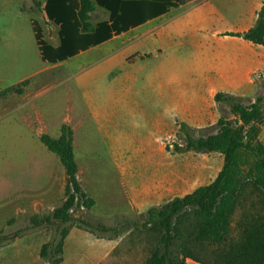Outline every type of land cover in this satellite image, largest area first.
Instances as JSON below:
<instances>
[{"label": "crops", "instance_id": "obj_1", "mask_svg": "<svg viewBox=\"0 0 264 264\" xmlns=\"http://www.w3.org/2000/svg\"><path fill=\"white\" fill-rule=\"evenodd\" d=\"M12 1L18 5L19 15H26L28 9L35 13L34 0L28 9L25 8L27 0ZM263 1L192 0L70 58L104 53V65L100 68L110 71L118 66L121 69L108 81L95 78L90 83L84 79L83 85L78 81L85 113L63 122L74 132L77 163V133L81 129L85 134L91 131L96 140L89 150L91 143L87 139L89 145L84 147L85 152H89L87 159L96 164L98 160H107L120 183L126 206L143 215L153 207L187 197L213 183L221 170L211 158L220 154L176 153L168 150L163 141L180 137L181 124H186L196 134L216 126L222 117L215 100L217 94L247 97L256 92L254 75L264 73V46L234 35L244 34L255 26ZM10 3L11 0H0L2 10L9 8ZM45 5L42 3L40 8L44 10ZM41 19L45 27L56 33L53 43L48 41L44 26L34 18L29 20L34 36L30 43L19 28L0 35V93L19 87L17 92L0 98V111L5 116L12 111L21 112L20 107L11 109L9 104L15 99L24 100L25 92H18L21 84L42 73L29 77L20 75L31 62L28 44L34 46L35 40L39 58L51 65L48 67H59L70 60L55 65L42 60L32 22L41 25L49 45L57 48L61 40L60 27L49 20L45 11ZM108 21L110 13L97 6L91 14L93 26ZM139 44L152 47L154 53L143 80L132 70L138 65V58L144 59V56H135L133 62L129 61V52ZM221 162L224 163V159ZM57 173L63 176L57 180L58 195L63 198L66 171L60 169ZM50 176L53 179L54 173ZM82 188L91 196L84 186ZM83 233L80 229L70 231L64 255L67 242L76 240L74 234L80 237ZM106 242L109 245H101L104 256L98 264L110 258L117 247L115 241ZM186 264L201 263L187 259Z\"/></svg>", "mask_w": 264, "mask_h": 264}, {"label": "trees", "instance_id": "obj_2", "mask_svg": "<svg viewBox=\"0 0 264 264\" xmlns=\"http://www.w3.org/2000/svg\"><path fill=\"white\" fill-rule=\"evenodd\" d=\"M190 1L47 0L44 11L60 27L61 45L57 48L45 41L37 21L32 26L42 60L55 65ZM34 3L42 7L39 0ZM97 6L110 13V21L94 27L91 14ZM234 36L264 46V1L255 26ZM135 59L132 57L129 61ZM28 83L27 80L21 85ZM18 88L1 92L0 98L17 92ZM215 100L220 111L229 110L233 119L222 116L216 126L200 131L198 137L194 130L181 124L179 136L185 138V144H176L175 152L222 155L224 163L217 178L187 197L151 208L141 223L126 220L117 227L95 226L74 217L81 208L92 210L96 206L79 179L74 132L63 125L57 139L43 134L40 141L59 157L66 171L67 185L63 204L51 214L31 221L35 229L57 227V237L42 246L40 258L47 264H62L65 242L71 227L77 226L108 241L116 240L125 231L142 228L158 233V244L147 264H186L187 259L201 264H264V142L261 140L264 97L246 103L244 97L219 93ZM206 132L209 134L204 135ZM21 236V232L0 235V249Z\"/></svg>", "mask_w": 264, "mask_h": 264}, {"label": "rangeland", "instance_id": "obj_3", "mask_svg": "<svg viewBox=\"0 0 264 264\" xmlns=\"http://www.w3.org/2000/svg\"><path fill=\"white\" fill-rule=\"evenodd\" d=\"M39 1L44 5L47 2V0ZM31 5V0H27L25 8L28 9ZM1 7L0 4V35L2 32H15L19 28L27 35L30 43V39H34V36L29 20L34 18L42 27L44 26L50 43L57 38L53 29L45 27L42 22L41 18L44 16L42 8L34 6L35 13H31L28 9L26 15L21 16L18 5L12 0L9 8L3 11ZM94 17L96 19L97 15ZM34 41V46L28 44L31 62L28 63L25 71L20 72V75L29 77L32 74L42 73L29 80L28 84L20 86L21 91L25 92L24 100L15 99L9 104L11 109L20 107L21 112L16 110L5 116L2 110L0 111V235L12 236L19 232L22 235L0 249V264H47L40 258V251L44 244L57 237V227L43 226L35 229L31 221L34 217L43 218L51 214L55 208L63 204L65 188L63 198L59 197L57 181L63 176L57 171L65 170L59 157L41 143L40 137L48 134L57 139L61 134L60 126L66 118L84 115L78 81L81 85L84 79L90 83L95 78L108 81L109 77L115 76L121 70L118 66L110 71L100 68L104 65V53L80 56L70 59L59 67H48L51 65L41 62ZM111 49L112 47L109 50ZM139 55H143L144 59L138 58V65L132 72L143 80L152 65L150 60V57L154 56L152 47L139 44L129 52L130 59ZM254 79L257 89L253 95L244 97L246 103L264 97V73H257ZM222 116L233 119L229 110L222 113ZM82 130L77 133L78 166L81 169L79 179L81 185L98 202V206L92 210L81 209L74 214V217H81L95 226L117 227L125 224L126 220L141 223L144 215L126 206L120 183L107 160H98L96 164L93 160L87 159L89 152H85L84 148L85 144H88L87 139L90 140L89 144L91 143L90 150L96 138L91 131L85 134ZM207 134L209 132L204 133ZM196 136L201 134L197 133ZM261 140L264 142V126ZM175 141L176 144L179 142V145L185 144L183 136ZM168 150L175 151L169 148ZM221 159L223 157L220 155L211 158L218 163L219 170L223 167ZM53 173L54 177L51 179L50 175ZM66 185L67 176L65 187ZM72 229L80 228L73 226L70 231ZM80 230L84 232L80 237L79 234H74L76 240L69 244L67 242L63 264H98L104 256L101 245H109L106 242L108 240L98 239L83 229ZM159 237L158 233L149 229L125 231L122 236L113 240L117 243V247L110 258L102 264H147Z\"/></svg>", "mask_w": 264, "mask_h": 264}, {"label": "built area", "instance_id": "obj_4", "mask_svg": "<svg viewBox=\"0 0 264 264\" xmlns=\"http://www.w3.org/2000/svg\"><path fill=\"white\" fill-rule=\"evenodd\" d=\"M164 144L169 149H175L176 141L173 138H168L164 141ZM81 209L84 210V208Z\"/></svg>", "mask_w": 264, "mask_h": 264}]
</instances>
